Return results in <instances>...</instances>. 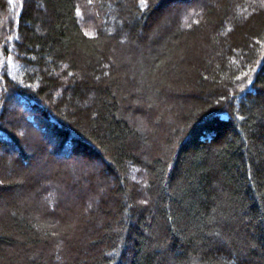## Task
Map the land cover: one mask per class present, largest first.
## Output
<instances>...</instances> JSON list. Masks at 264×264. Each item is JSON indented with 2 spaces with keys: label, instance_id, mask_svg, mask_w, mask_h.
Returning <instances> with one entry per match:
<instances>
[{
  "label": "trees",
  "instance_id": "obj_1",
  "mask_svg": "<svg viewBox=\"0 0 264 264\" xmlns=\"http://www.w3.org/2000/svg\"><path fill=\"white\" fill-rule=\"evenodd\" d=\"M0 264H264V0H0Z\"/></svg>",
  "mask_w": 264,
  "mask_h": 264
},
{
  "label": "rangeland",
  "instance_id": "obj_2",
  "mask_svg": "<svg viewBox=\"0 0 264 264\" xmlns=\"http://www.w3.org/2000/svg\"><path fill=\"white\" fill-rule=\"evenodd\" d=\"M89 14L96 20L99 17L98 13L96 12V10H94L92 8L89 9ZM10 108L12 110L13 109L15 110V106L13 104H12V106ZM33 129L35 131H40L37 128H33ZM19 132L21 134H23V135H26L27 133L30 132V128L28 126H26V124L24 125V123H22L21 129H20ZM49 154H51V153H49ZM64 162L71 168V178H72L71 183H73V187L74 188L78 187V183L80 182L81 177H83L85 175L87 176L91 172V170L96 171V169H92V167H88V165H86L84 163H80L81 161L78 158H74V157L71 158L70 157V159H68V160H66ZM94 164H95V162H94ZM82 169H83V171H82ZM43 187L47 189L46 190L47 194L45 196V201L47 202V204H49L50 201L54 198L53 197L54 196V193H53L54 190L55 189L56 190L62 189L61 184L59 185L58 183H54L53 181L52 182H48L47 180L45 182H43ZM74 192H76V190Z\"/></svg>",
  "mask_w": 264,
  "mask_h": 264
}]
</instances>
